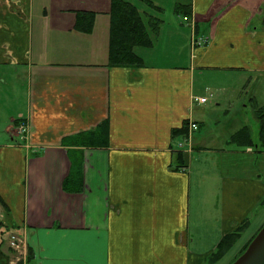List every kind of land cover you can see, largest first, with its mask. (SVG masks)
Segmentation results:
<instances>
[{"label":"crops","instance_id":"crops-1","mask_svg":"<svg viewBox=\"0 0 264 264\" xmlns=\"http://www.w3.org/2000/svg\"><path fill=\"white\" fill-rule=\"evenodd\" d=\"M126 1L152 41L134 49L138 66L108 64L111 0H0V70L22 78L10 140L0 144V241L18 237L24 264H231L209 259L240 227L237 256L264 225V181L238 159L233 175L200 176L207 143L233 144L240 158L250 147L230 140L243 125L198 133L210 98L221 110L224 90L239 92L244 74L264 69L263 14L254 13L262 0ZM77 12L94 13L89 33L75 29ZM103 123L106 144H87ZM185 123L187 134L173 136ZM252 151L253 162L262 152ZM76 162L82 188L68 193ZM215 180L219 191L200 198V185Z\"/></svg>","mask_w":264,"mask_h":264},{"label":"rangeland","instance_id":"rangeland-1","mask_svg":"<svg viewBox=\"0 0 264 264\" xmlns=\"http://www.w3.org/2000/svg\"><path fill=\"white\" fill-rule=\"evenodd\" d=\"M261 5L263 8H261ZM168 6V5H167ZM263 9V10H262ZM260 12L263 14V21H264V2H260V6L255 9V12ZM184 18V17H183ZM184 21V20H183ZM186 22V21H184ZM264 23V22H263ZM261 28V27H260ZM259 28V29H260ZM264 30V28H261ZM263 38H260V41ZM260 45L254 44L253 52L257 57H259L262 52L259 50ZM256 58V60H258ZM258 64H255V70L252 72H247L244 74V78L242 80V83L239 88V92H235V90L226 89L224 90L225 97L222 100L221 103V110L222 106H225L228 110H230L229 115L226 113V120L222 121V111L219 109L220 107H217L214 105V94L215 92L212 91L213 98L209 100L210 104H212V111L209 113V121L204 122L203 128L199 131L198 134H201L203 136L209 134L211 136L217 135H229L231 131H233L237 126H247L250 130L251 137L254 142L257 141V132H258V123L255 119L254 111L258 108H261L264 106V69H257L256 67ZM10 73H6L0 70V144L7 143L10 138L9 134L7 133V126H11V121L9 120V116H13V118L17 117V110L14 109V107L18 106L21 102V94L20 90L22 92V86L19 81H22L21 77H16V79H10L9 77ZM204 82H203V93L205 95L208 94V89L204 90L207 86L206 84L210 83V77L204 76ZM200 78H196L197 81H199ZM4 80V82H2ZM8 82V83H6ZM235 81L231 82L229 84L230 88L237 87L238 84L234 83ZM199 83V82H197ZM243 87V91L241 92ZM16 91V93H13V91ZM213 90V89H212ZM227 92V93H226ZM245 92L247 94L245 95ZM223 93L220 91V95ZM239 96V102L236 103V97ZM246 96V97H245ZM12 98V102L8 101V99ZM246 106V108L243 109V107ZM240 116V117H239ZM241 119V120H240ZM14 122V121H13ZM230 125V126H229ZM229 126V127H228ZM12 127V126H11ZM14 130H11L12 132ZM19 133L21 132L20 129H18ZM13 133V132H12ZM215 137V138H216ZM209 146V150H207V153L204 152H197L200 155L199 158V168H200V176L201 173L207 178L208 176H213L214 173H210L211 170L219 169H230L228 171L227 175H233L231 172L230 165L235 162L237 159L240 160L241 165L239 169H246L247 175L256 173L257 175H262V179L264 181V152L262 154L260 153V156L258 159H254L252 162V158L254 155H252L254 152H250L252 147L248 149V154H242L240 157L237 156L235 153V148L233 144H225V143H218L211 141L210 143H207ZM243 152V148L240 149ZM256 151V149L254 150ZM204 153V154H203ZM245 160V163L242 164V162ZM219 163H216V162ZM195 165V163H194ZM235 173L238 172V169L234 167ZM217 174V173H215ZM217 181L215 180V185L209 186L207 189H205L204 185H200V198L205 194V192H209V195L216 194L219 189H217ZM208 208L213 207V203L215 202L213 198H210L208 200ZM263 205H264V198H263ZM261 207L257 206V210H259ZM264 213V206H262V209ZM259 215V214H258ZM8 235V234H7ZM13 238L7 237L4 241H2L1 244V251L5 253V259L4 262H0V264H24L23 262L28 261V258H30V254L22 253L21 248H12L10 245V239L16 240L19 242V238L11 235ZM243 241V239H241ZM21 247V246H18ZM232 249L226 253L222 259V262L228 261V259L232 258V261L234 258H236V255L232 253ZM231 261V262H232ZM221 262V263H222Z\"/></svg>","mask_w":264,"mask_h":264},{"label":"trees","instance_id":"trees-1","mask_svg":"<svg viewBox=\"0 0 264 264\" xmlns=\"http://www.w3.org/2000/svg\"><path fill=\"white\" fill-rule=\"evenodd\" d=\"M262 1L264 2V0ZM76 14L75 29L79 32L89 33L93 25L94 13L77 12ZM109 16L110 32L108 64L111 66L127 67L140 65L141 59L134 49L138 47H150L152 41L146 32L145 25L137 8L126 0H111ZM254 114L258 123L257 141H253L250 130L247 126H243L240 130L234 133L230 140L232 143L240 144L243 148L252 147L254 150L256 149V151L264 152V106L255 110ZM104 129H107V123H103L100 129L90 134V137L87 138L89 139L87 144H106ZM186 130L185 123L180 129L173 131V136H184L187 134ZM81 188V173L79 172L78 162H76L75 166L71 168L69 174L63 181V189L68 193H78L81 191ZM0 205L5 208V204L1 198ZM241 230L242 228L239 227L236 231L222 237L215 252L210 256L209 261L213 263L221 259L233 247L234 243L239 238V232ZM251 240L252 239H250V241ZM249 242L236 258L245 250ZM1 244L2 242L0 241V247ZM5 256L7 255H5L0 249V262L5 261L7 258ZM236 258H234V260ZM29 260L30 258H28V261Z\"/></svg>","mask_w":264,"mask_h":264},{"label":"water","instance_id":"water-1","mask_svg":"<svg viewBox=\"0 0 264 264\" xmlns=\"http://www.w3.org/2000/svg\"><path fill=\"white\" fill-rule=\"evenodd\" d=\"M231 264H264V225Z\"/></svg>","mask_w":264,"mask_h":264},{"label":"built area","instance_id":"built-area-1","mask_svg":"<svg viewBox=\"0 0 264 264\" xmlns=\"http://www.w3.org/2000/svg\"><path fill=\"white\" fill-rule=\"evenodd\" d=\"M189 18H187V17H184L183 18V20L184 21H189L188 20ZM201 41L202 40H199L198 42H192V44L193 45H199V44H201ZM195 100H197L198 102H200V103H204L205 101H206V98H195ZM22 127V126H21ZM197 130V124L195 123V122H190V123H188V131L189 132H194V131H196ZM11 238H13L12 236H11ZM13 239H15V238H13ZM10 245H11V247L12 248H19L18 246H19V244H17V241L16 240H11L10 239Z\"/></svg>","mask_w":264,"mask_h":264}]
</instances>
